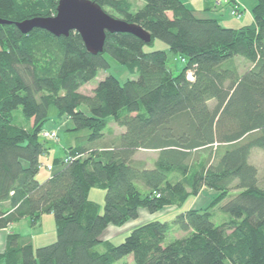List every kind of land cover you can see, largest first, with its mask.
<instances>
[{"label": "trees", "instance_id": "16d2710c", "mask_svg": "<svg viewBox=\"0 0 264 264\" xmlns=\"http://www.w3.org/2000/svg\"><path fill=\"white\" fill-rule=\"evenodd\" d=\"M92 1L166 43L185 66L175 76L168 52L146 53L153 41L127 33L107 34L96 56L76 32L24 35L15 24L55 17L59 0H0V19L11 22L0 25V230L22 220L37 225L44 215L57 224L56 242L37 249L28 237L9 235L0 264H128L121 262L128 257L134 264H264V189L250 163L254 150L264 151V0H256L253 24L240 29L200 18L180 0ZM37 33L60 42L53 70L37 63ZM109 58L135 78L110 75L92 96L81 93L110 68ZM241 60L250 64L243 74ZM51 107L73 132L89 130V144L78 141L41 181ZM19 109L23 124L15 122ZM111 120L125 130L101 145ZM141 152L156 153L152 166L138 159ZM93 189L105 191L102 214L89 199ZM203 189L217 193L204 209L143 225L118 246L101 238L140 209L180 206ZM173 227L185 236L167 242Z\"/></svg>", "mask_w": 264, "mask_h": 264}, {"label": "rangeland", "instance_id": "374dc122", "mask_svg": "<svg viewBox=\"0 0 264 264\" xmlns=\"http://www.w3.org/2000/svg\"><path fill=\"white\" fill-rule=\"evenodd\" d=\"M132 1L134 5L142 6V4H144L143 2H139V0ZM106 10L115 18H121L112 10ZM246 16L247 17L245 18V20L248 18V15ZM36 37V41H38L37 43L40 47V49H38V51H40L37 53L36 57L39 67L42 69H55L61 51L60 42L54 41L53 38L43 33H37ZM1 50L2 45L0 44V52ZM144 51L146 53L154 51L168 52V65L175 76L179 75L185 66L181 57L179 55H175L169 52V47L167 46V44L160 40H155L151 45H146ZM108 60L110 63V68L106 71H99L97 77L80 90L81 93L92 96L93 91L99 85V83L110 75L117 78L121 83H124L129 79L135 78L128 72V70L124 66L114 61L113 59L109 58ZM239 66L241 74L245 73L250 68V64L246 63L244 60H241L239 62ZM210 105L211 107H213L215 103L212 102ZM81 109L89 114V109L87 107H82ZM14 116L16 124H23L21 109L16 111ZM73 127L74 126L72 122H70L68 119L63 118L62 120H60L57 109L55 107H51L49 111V122L45 125L44 130L47 132H57L58 134V140H48L49 147L53 152H55L54 155L56 154V157H65V155L69 152L70 148L73 147L74 144H77L78 141H81V144L83 145L89 144V142L86 140L90 134V131L83 130L73 132ZM124 130L125 129L120 128L117 124L114 123V121L111 120L103 130L106 139L103 140L101 145L109 144L115 136L120 135V133ZM99 144L100 143L97 142L96 144L92 145L96 147ZM53 158L54 156L51 158V162L53 161ZM155 158L156 153L154 152H141L138 154V159L147 161L150 166H152ZM45 159H47V156H44L42 158V167L38 176L39 180H45L41 175L47 174V176L49 177L52 174V172L48 171L47 166L49 167L50 165L45 163ZM250 163L258 168L260 186L264 189V151L254 150L250 158ZM205 192L206 194L204 196L202 194V196H199L198 199H195V197L191 196L183 205L167 206L163 210L154 214H151L146 209H140L139 217L137 219L130 220L122 226H108L107 229L103 232L101 238L102 240H108L112 244L118 246L122 244L135 229L143 225H146L151 222L171 223L176 218V216L183 212L189 210L204 209L211 203H213L215 199H217V193L207 189H205ZM89 199L100 206V211L102 214L105 204V191L93 189L90 191ZM143 212L145 213L144 215H142ZM222 218L223 215L217 212L214 221H220V219ZM7 229L8 228L0 230V232L5 233ZM12 230L16 234L28 237L34 244L35 249L49 246L55 243L57 240V224L53 215H44L38 225H33L29 220H22L16 223L13 226ZM184 236L185 233L181 232L178 228L173 227L168 234L167 242L183 238ZM2 238L3 243H5V240L7 242L8 237H6L5 239V234H3ZM4 247H6V244L5 246L4 244L0 245V252H3L5 250ZM99 250L103 251V248H99ZM121 262L134 264L132 257L125 258Z\"/></svg>", "mask_w": 264, "mask_h": 264}, {"label": "water", "instance_id": "95a60500", "mask_svg": "<svg viewBox=\"0 0 264 264\" xmlns=\"http://www.w3.org/2000/svg\"><path fill=\"white\" fill-rule=\"evenodd\" d=\"M6 24L11 22L0 19V25ZM15 25L24 35L43 30L56 38H68L76 32L94 56L104 53L107 34H132L145 44L153 41L142 27L112 17L92 0H59L55 17L34 18Z\"/></svg>", "mask_w": 264, "mask_h": 264}, {"label": "crops", "instance_id": "0c3cea01", "mask_svg": "<svg viewBox=\"0 0 264 264\" xmlns=\"http://www.w3.org/2000/svg\"><path fill=\"white\" fill-rule=\"evenodd\" d=\"M180 1L183 4H185L190 10L194 11L198 17L218 19L220 24L226 28H229V27L232 28L233 27V29H240L242 27L249 26V25L253 24V22H254L253 16H252V11H253V8L256 6V0H235L231 5H224V6H216L214 3V0H180ZM139 2H141V1H139ZM142 6H143V4H142ZM234 6H237L239 8L240 13H241L240 18L235 19L231 16V11H232V8ZM246 15H248V18L245 20V18L247 17ZM74 146H75V144H74ZM54 153L55 152H53L51 150L50 154L47 156V159H45L46 164L52 165L54 160L58 158V157H56V154L54 155ZM53 156H54V158H53V161L51 162V158ZM46 160H48V161H46ZM41 176H43L44 179L48 178L47 174L41 175ZM202 194H203V196L206 194L205 189H203L201 191L199 196L201 197ZM199 196L195 197V199H198ZM144 214L145 213L143 212L142 215H144ZM15 224H12L11 226H9L5 233L0 232V245L4 244V246H5L6 240H5V243H3L2 236H3V234H5V239H6V237L13 234L14 232H13L12 228ZM104 241H106V240H104ZM33 246H34V244H33Z\"/></svg>", "mask_w": 264, "mask_h": 264}, {"label": "built area", "instance_id": "2783aa9c", "mask_svg": "<svg viewBox=\"0 0 264 264\" xmlns=\"http://www.w3.org/2000/svg\"><path fill=\"white\" fill-rule=\"evenodd\" d=\"M235 0H214V3L216 6H224V5H231ZM231 16L233 18H240L241 17V13H240V10L237 6H234L232 8V11H231ZM189 78L192 79L191 75L189 76ZM42 137L45 139V140H58V134L57 132H47V131H44L42 133ZM70 161V158H67L66 159V162H69ZM48 170L49 171H52L53 170V167L52 166H49L48 167Z\"/></svg>", "mask_w": 264, "mask_h": 264}]
</instances>
